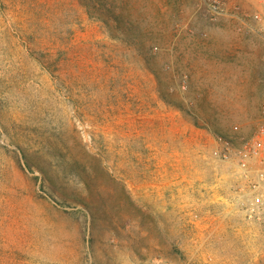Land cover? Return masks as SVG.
<instances>
[{"label":"rangeland","instance_id":"1","mask_svg":"<svg viewBox=\"0 0 264 264\" xmlns=\"http://www.w3.org/2000/svg\"><path fill=\"white\" fill-rule=\"evenodd\" d=\"M133 6L0 0V264H264V0Z\"/></svg>","mask_w":264,"mask_h":264},{"label":"trees","instance_id":"2","mask_svg":"<svg viewBox=\"0 0 264 264\" xmlns=\"http://www.w3.org/2000/svg\"><path fill=\"white\" fill-rule=\"evenodd\" d=\"M133 2L134 0H82L89 15L99 20L111 37L125 41L150 59L159 36L151 27L141 25L135 15ZM155 74L159 85H162L161 77ZM163 98L166 100L165 95Z\"/></svg>","mask_w":264,"mask_h":264},{"label":"built area","instance_id":"3","mask_svg":"<svg viewBox=\"0 0 264 264\" xmlns=\"http://www.w3.org/2000/svg\"><path fill=\"white\" fill-rule=\"evenodd\" d=\"M253 18L256 20H261V13H255L253 15ZM264 134V125H262L259 130H258V134H256L251 141L249 142H245V144L243 145V148L241 149L240 153L243 154L244 152H249V153H257V149H256V144L258 143V137L259 135ZM260 186L263 185L264 186V175H261L260 178ZM264 205V194L263 193H258L255 195L252 206H254L252 208V210H255L256 207H263Z\"/></svg>","mask_w":264,"mask_h":264}]
</instances>
